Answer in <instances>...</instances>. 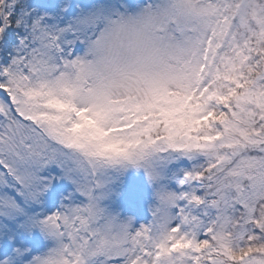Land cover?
<instances>
[{"label": "snow or ice", "instance_id": "obj_1", "mask_svg": "<svg viewBox=\"0 0 264 264\" xmlns=\"http://www.w3.org/2000/svg\"><path fill=\"white\" fill-rule=\"evenodd\" d=\"M0 264H264V0H0Z\"/></svg>", "mask_w": 264, "mask_h": 264}]
</instances>
